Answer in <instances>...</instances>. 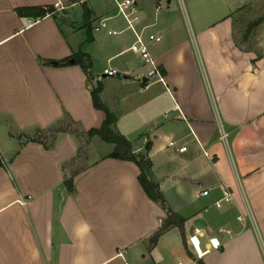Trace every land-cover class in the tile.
I'll list each match as a JSON object with an SVG mask.
<instances>
[{
  "label": "crops",
  "instance_id": "0c3cea01",
  "mask_svg": "<svg viewBox=\"0 0 264 264\" xmlns=\"http://www.w3.org/2000/svg\"><path fill=\"white\" fill-rule=\"evenodd\" d=\"M89 1L0 0V264H264V23L255 49L236 39L231 14L196 23L192 45L152 18L163 0H135L137 29L162 37L147 44L159 82L130 51L131 32L91 30L87 40L81 7L91 25L108 14ZM76 53L88 57V74L73 59L54 65ZM97 84L112 130L150 162L146 178L161 200L148 197L137 164L110 158L115 146L97 136L71 175L79 138L58 133L46 149L31 137L65 122L99 129ZM95 140L109 150L89 159ZM170 216L180 224L161 232ZM194 229L201 258L189 242Z\"/></svg>",
  "mask_w": 264,
  "mask_h": 264
},
{
  "label": "rangeland",
  "instance_id": "374dc122",
  "mask_svg": "<svg viewBox=\"0 0 264 264\" xmlns=\"http://www.w3.org/2000/svg\"><path fill=\"white\" fill-rule=\"evenodd\" d=\"M246 1L247 0H171L169 9H167L166 0H163L161 7L157 11H154L156 8L154 6L152 18L155 17L156 21L163 25L167 24L174 26L176 34L179 35L181 39H186L193 45V42H196V23H214L231 14L232 18H235L234 27L236 39L243 47L255 49L260 36L259 29L261 24L264 23V0H254L252 4H246ZM88 5L91 8L97 5L101 12H107L108 14L105 17L114 16L116 14V9L112 0H91ZM81 8L83 10V7ZM117 19L123 21L120 17L115 18V20ZM203 72L205 73V71ZM205 80H207V77ZM57 130L65 131L79 138L81 142V152L70 169V175L81 172L86 166L83 162V155L85 153L87 136L76 126L65 122L48 130H35L31 134V137L42 141L46 146H51L54 142ZM108 147L109 146L100 142V140H95L88 150L89 159L96 158L100 154L108 151Z\"/></svg>",
  "mask_w": 264,
  "mask_h": 264
},
{
  "label": "trees",
  "instance_id": "16d2710c",
  "mask_svg": "<svg viewBox=\"0 0 264 264\" xmlns=\"http://www.w3.org/2000/svg\"><path fill=\"white\" fill-rule=\"evenodd\" d=\"M82 11H83L82 18H83V21L85 22L84 27L88 35L87 40H90V33H91V21L89 20L90 12L86 7H83ZM44 15H45V11H41L39 16H44ZM71 59L74 60V63L70 62ZM87 61H88V57L86 55L81 54V53H76V54H73L70 59L56 62L54 63V65L57 67H61V66H65V65L73 63L76 65H79L82 68V70L88 74L90 63L89 62L87 63ZM100 92H101L100 84H97V86L92 88L91 90L92 104L95 109L101 110L104 112L105 120L99 129H91L84 134L87 136V139L93 136H97L103 142L113 144L115 148L113 152L109 155L110 158L135 162L140 169L139 182L142 188L144 189V191L146 192V194L148 195V197L153 200H161V197L157 193L156 186L150 183L148 179L146 178L147 171L150 168V162L148 160L143 159L142 157L137 158L136 156H134L131 152L130 142L126 140L123 136H121L118 133H115L112 130L111 126L115 124L116 117L111 112H109L108 109L101 103V100L99 97ZM60 124L61 123H58L57 125H60ZM58 133H67V132L62 131V130H57L56 134ZM35 140L39 143H42L46 149H50L52 147V145L46 146L42 141L38 139H35ZM80 152H81V149H80ZM65 185L67 189L71 191L72 190V179H67L65 181ZM180 221L181 220H179V222H176L173 216H170L167 222L163 225L161 232L169 228L171 225H174L176 223L180 224ZM155 240H156V237L153 239V241Z\"/></svg>",
  "mask_w": 264,
  "mask_h": 264
},
{
  "label": "built area",
  "instance_id": "2783aa9c",
  "mask_svg": "<svg viewBox=\"0 0 264 264\" xmlns=\"http://www.w3.org/2000/svg\"><path fill=\"white\" fill-rule=\"evenodd\" d=\"M55 11L63 10V7L60 6L59 3L53 5ZM115 9L116 14L112 17H105L98 20H95L91 25L92 32H105L108 36L111 37H119L123 35L125 32L129 31L134 36V41L130 46V51L137 54L144 64L151 67V69L147 72L148 78H153V81L163 82V78L160 75V72L155 65L153 59L150 56L148 50V43H159L162 40L161 36L149 34L144 36L143 30L145 27H142L141 30L137 29V26L140 24V18L138 16V7L135 0H115ZM116 17L122 18L124 22V27L120 30H114L110 27L109 22ZM104 74L107 76H115L117 74L116 71L112 70H104ZM225 135H222L224 138ZM168 147H175V143H169ZM186 147H176V151L178 153H183L186 151ZM206 192H203L201 195H205ZM219 202H216L218 206ZM199 230L194 229L193 234L189 237V242L196 253L197 258H201L202 253L199 248L198 236ZM209 245L211 249L218 250L221 247V243L217 238L209 239Z\"/></svg>",
  "mask_w": 264,
  "mask_h": 264
},
{
  "label": "water",
  "instance_id": "95a60500",
  "mask_svg": "<svg viewBox=\"0 0 264 264\" xmlns=\"http://www.w3.org/2000/svg\"><path fill=\"white\" fill-rule=\"evenodd\" d=\"M71 62H73V61H71Z\"/></svg>",
  "mask_w": 264,
  "mask_h": 264
}]
</instances>
